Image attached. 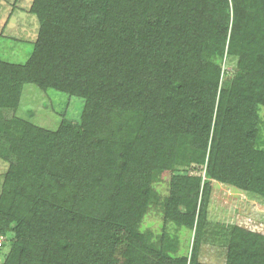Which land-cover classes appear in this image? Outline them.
I'll list each match as a JSON object with an SVG mask.
<instances>
[{
	"label": "trees",
	"instance_id": "16d2710c",
	"mask_svg": "<svg viewBox=\"0 0 264 264\" xmlns=\"http://www.w3.org/2000/svg\"><path fill=\"white\" fill-rule=\"evenodd\" d=\"M30 11L32 55L0 58V110L13 111L2 264H208L198 252L212 183L191 173L208 145L210 179L264 196V0H34ZM226 48L240 74L219 92ZM27 83L83 96L82 123L50 130L16 115ZM166 171L164 218L195 228L190 260L138 230ZM229 238L226 264H264V236L233 226Z\"/></svg>",
	"mask_w": 264,
	"mask_h": 264
},
{
	"label": "rangeland",
	"instance_id": "374dc122",
	"mask_svg": "<svg viewBox=\"0 0 264 264\" xmlns=\"http://www.w3.org/2000/svg\"><path fill=\"white\" fill-rule=\"evenodd\" d=\"M34 0H0V58L6 61L23 64L32 55L35 42L40 32V22L31 13ZM220 63L219 92L231 84L240 74L237 57L228 54L227 48ZM253 73L245 74L248 85L252 86ZM218 92V95L220 93ZM261 92V91H256ZM86 99L83 96L60 91L54 87L40 88L35 83L23 86L22 97L16 115L41 127L57 130L66 121L80 124L83 121ZM260 124L259 146L264 148V104L258 108ZM13 115L11 110H0V193L8 168L3 154L8 153L3 138V117ZM209 147L205 162L194 163L201 169L191 172L201 175L202 183L208 179L212 183V191L208 206V214L203 222L200 235L198 259L202 263L226 264L230 231L239 226L246 231L264 236V196L254 190L240 188L234 184L207 175ZM171 173L158 174L152 181L157 193L141 219L138 230L145 234L149 242L161 245L163 236L171 240L172 248L168 252L174 257L187 256L191 259L195 228L165 221L162 201L171 193ZM181 209L184 210L182 206ZM10 246V241L8 243ZM7 248V247H6ZM5 248V249H6ZM7 250V249H6ZM9 250V249H8ZM4 251L0 254V264L4 261ZM189 263V261H188Z\"/></svg>",
	"mask_w": 264,
	"mask_h": 264
},
{
	"label": "built area",
	"instance_id": "2783aa9c",
	"mask_svg": "<svg viewBox=\"0 0 264 264\" xmlns=\"http://www.w3.org/2000/svg\"><path fill=\"white\" fill-rule=\"evenodd\" d=\"M4 243H5V237L0 233V247L4 246Z\"/></svg>",
	"mask_w": 264,
	"mask_h": 264
}]
</instances>
